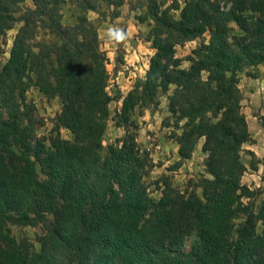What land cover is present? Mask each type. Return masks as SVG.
I'll list each match as a JSON object with an SVG mask.
<instances>
[{"label":"trees","instance_id":"obj_1","mask_svg":"<svg viewBox=\"0 0 264 264\" xmlns=\"http://www.w3.org/2000/svg\"><path fill=\"white\" fill-rule=\"evenodd\" d=\"M25 1L0 0V39L21 22L0 68V264H264V198L254 210L253 191L241 182V146L251 136L238 86V72L264 62V0H146L136 19L151 21L154 52L115 114L120 144L104 154L112 96L107 57L86 13L104 5L115 17L126 0ZM67 2L78 11L71 24L62 20ZM206 32L181 67L175 47ZM171 85L169 137L179 160L203 138L211 177L200 181L202 198L163 179L154 199L144 181L150 159L132 115L158 106ZM32 86L61 103L48 143L25 97ZM8 223L40 224L39 248L17 241Z\"/></svg>","mask_w":264,"mask_h":264},{"label":"rangeland","instance_id":"obj_2","mask_svg":"<svg viewBox=\"0 0 264 264\" xmlns=\"http://www.w3.org/2000/svg\"><path fill=\"white\" fill-rule=\"evenodd\" d=\"M124 3L128 4L126 5L130 10H134L133 13L135 15H144L146 11V0H126ZM180 3H182V0H180ZM23 5L24 7L30 6L31 1L26 0ZM77 13L78 11L75 7L67 2L63 7V23H73L75 20L74 16ZM129 13L132 12L129 11ZM86 14L97 29L99 46L107 57L106 69L109 75L107 91L112 96V100L108 104L109 116L102 141V153L104 154L108 144H120L119 140L123 136L124 131L122 128L115 126V114L121 107L122 96L138 80L144 78L145 71L148 68L149 57L154 52L150 41L146 40L151 21L147 20L144 24L145 29L138 32H129L127 23L122 25L120 21H117L116 25L118 24V27L114 28L116 31L110 35L108 29L111 25L109 24H114V21L108 18L110 17V8L101 5L98 13L87 11ZM174 14L176 17L178 16V12ZM20 25L21 22H17L0 39V68L9 56L13 36ZM121 30L123 34H121ZM42 36L46 40H53L52 36ZM208 38L209 34L206 32L200 38L187 41L175 47V56L181 59V67H188L189 62L186 57L191 54V51L200 42L207 41ZM37 39L40 38L37 37ZM260 70H264V62L256 68L247 67L238 72V86L242 95L240 110L246 118L251 136V141L243 143L241 146L240 157L246 166L241 182L253 191L250 201L253 202L254 210H257L260 200L264 198V88H262L264 78H260ZM253 74L256 76L252 77L251 75ZM255 78H258V80ZM257 87L259 88L258 92ZM173 88L174 85H171L166 93L159 94L158 106L136 109L132 115V119L136 124L135 131L139 147L147 153L150 159V166L144 175V181L148 186L150 196L154 199H158L161 195L163 179H167L173 187L181 192L189 193L194 191L202 198L200 181L204 177H211L206 173L204 167L206 154L201 151L203 138L199 139L195 145L192 157L181 161L174 151V145L178 144L169 137L174 129V123L168 111L167 96L172 93ZM251 91H256V93ZM25 97L35 107V132L48 143L49 138L56 134L54 121L61 110V103L57 97H49L34 86L26 91ZM168 118L172 126H167ZM175 130L178 133L180 132L179 129ZM59 134L62 138H71L70 132L65 128H60ZM7 227L10 234L17 241L27 239L35 249L39 248L38 239L43 234L40 224L17 225L8 223ZM259 229L260 226L258 227ZM193 238L194 236H190L186 240V246L189 245Z\"/></svg>","mask_w":264,"mask_h":264},{"label":"crops","instance_id":"obj_3","mask_svg":"<svg viewBox=\"0 0 264 264\" xmlns=\"http://www.w3.org/2000/svg\"><path fill=\"white\" fill-rule=\"evenodd\" d=\"M126 4L127 3H123L121 6H119V14L117 16L108 17L109 19H112V21H114L113 22L114 24H109V25H111V27L109 29H113V28L118 27V24L116 25V22L120 21L122 23V25H125V23H127L128 27H129V32H138L139 30L143 31L145 29L144 28V24H145V22L147 20H145L143 22L137 20L136 19V15L133 13L134 10H130L127 7L128 4L127 5ZM129 11L132 12V13H129ZM109 29H108V32H109ZM260 78H264V70H260ZM255 79L258 80V78H255ZM262 88H264V83H263V87ZM258 90H259V88L257 89V92H258ZM251 92L252 93H256V91L255 92L251 91ZM177 148H178V145H174V151H175L176 154H177Z\"/></svg>","mask_w":264,"mask_h":264},{"label":"clouds","instance_id":"obj_4","mask_svg":"<svg viewBox=\"0 0 264 264\" xmlns=\"http://www.w3.org/2000/svg\"><path fill=\"white\" fill-rule=\"evenodd\" d=\"M116 30L113 28V29H109V34H113ZM121 34H123L122 30H121Z\"/></svg>","mask_w":264,"mask_h":264}]
</instances>
